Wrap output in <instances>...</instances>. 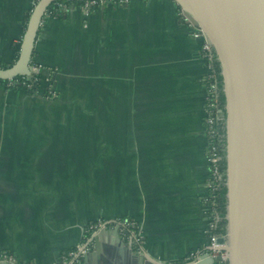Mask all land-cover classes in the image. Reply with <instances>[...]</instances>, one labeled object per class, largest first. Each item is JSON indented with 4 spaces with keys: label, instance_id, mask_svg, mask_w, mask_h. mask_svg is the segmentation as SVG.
Instances as JSON below:
<instances>
[{
    "label": "crops",
    "instance_id": "0c3cea01",
    "mask_svg": "<svg viewBox=\"0 0 264 264\" xmlns=\"http://www.w3.org/2000/svg\"><path fill=\"white\" fill-rule=\"evenodd\" d=\"M34 2L0 0V66L15 61ZM202 39L174 0L43 20L32 56L58 97L44 98L46 79L34 94L0 89V250L55 264L86 224L118 217L158 262L208 246ZM116 248L106 235L79 264H132L136 252Z\"/></svg>",
    "mask_w": 264,
    "mask_h": 264
},
{
    "label": "water",
    "instance_id": "95a60500",
    "mask_svg": "<svg viewBox=\"0 0 264 264\" xmlns=\"http://www.w3.org/2000/svg\"><path fill=\"white\" fill-rule=\"evenodd\" d=\"M38 0L26 23L16 60L0 67V80L30 74L35 39L46 8ZM183 15L212 45L220 66L225 117L226 234L216 238L227 264H264V0H174ZM116 250L130 253L118 229L94 236L96 251L104 236ZM95 252L82 258L86 262ZM132 264H166L142 251ZM222 260L205 253L192 263ZM82 263V264H83Z\"/></svg>",
    "mask_w": 264,
    "mask_h": 264
},
{
    "label": "built area",
    "instance_id": "2783aa9c",
    "mask_svg": "<svg viewBox=\"0 0 264 264\" xmlns=\"http://www.w3.org/2000/svg\"><path fill=\"white\" fill-rule=\"evenodd\" d=\"M37 1L38 0H35L34 5ZM129 2L130 0H54L44 11L40 24H42L45 18L65 14L73 8H78L84 14L88 15L94 10L104 6H122ZM178 15L182 22L191 27L194 32L201 34L203 38L199 54L204 61L206 69L204 77L206 88L204 125L205 134L208 139L206 157L210 166V175L207 181L208 193L204 199L206 214L208 216L206 232L209 236V244L201 251L189 253L185 258V262H195L203 254L209 253L212 257L218 255L222 257V260L215 264H227L225 260L227 253L219 249L223 244L215 242L216 238L219 236L214 233L216 223L219 220L216 202L217 191L223 181V173L220 170V150L223 134L220 132V125L225 121L224 111L219 103V82L215 71L216 56L212 45L204 36L201 28L193 26L187 20L183 15L180 6H178ZM42 79L47 80V86L43 94L44 98H57L58 94L54 89L53 84L50 82L51 71L32 59L30 61V74L6 79L7 83L5 89L21 88L26 91L31 89L34 85H39ZM0 88L4 87L0 85ZM113 228L118 229L119 235L122 236L125 244L132 251L137 254H140L143 251L144 238L138 229L136 221L126 217H118L112 220L97 219L84 226L80 241L71 249L63 252L55 264H79L82 261L83 256L88 252H91L95 247V234L102 229ZM0 264L32 263L21 262L11 252L0 250Z\"/></svg>",
    "mask_w": 264,
    "mask_h": 264
},
{
    "label": "trees",
    "instance_id": "16d2710c",
    "mask_svg": "<svg viewBox=\"0 0 264 264\" xmlns=\"http://www.w3.org/2000/svg\"><path fill=\"white\" fill-rule=\"evenodd\" d=\"M14 48L16 51V58H17L18 52L20 49V44H16V46H14ZM16 58H15V60H16ZM32 60H34L33 56H32ZM10 65L11 64H9L8 66H10ZM0 67H6V66H0ZM215 71L217 73V78H218V82H219V103H220V107L224 111L225 102H224V94L222 91V77H221V73H220V66H219V63L217 60L215 61ZM6 83H7L6 80H0V85H2L4 87V89L6 88V86H5ZM37 87H38V85H34L31 89L26 90V92L28 94H34L36 92ZM220 132H221V134H223L222 140H221V150H220V155H221L220 170L223 173V181L221 182V184L219 186V189L217 191V197H216L219 220L216 223L214 233L217 236H223L226 234V225H227V219H226V203H227L226 192H227V188L225 186V172H226L225 121L220 125Z\"/></svg>",
    "mask_w": 264,
    "mask_h": 264
},
{
    "label": "rangeland",
    "instance_id": "374dc122",
    "mask_svg": "<svg viewBox=\"0 0 264 264\" xmlns=\"http://www.w3.org/2000/svg\"><path fill=\"white\" fill-rule=\"evenodd\" d=\"M0 89H4V88H0ZM49 100V99H48Z\"/></svg>",
    "mask_w": 264,
    "mask_h": 264
}]
</instances>
